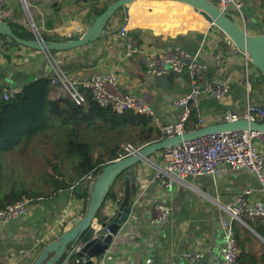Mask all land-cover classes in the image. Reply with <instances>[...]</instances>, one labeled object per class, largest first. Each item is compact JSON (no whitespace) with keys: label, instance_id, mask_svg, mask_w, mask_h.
Instances as JSON below:
<instances>
[{"label":"crops","instance_id":"obj_1","mask_svg":"<svg viewBox=\"0 0 264 264\" xmlns=\"http://www.w3.org/2000/svg\"><path fill=\"white\" fill-rule=\"evenodd\" d=\"M12 3L14 9V0ZM170 7L161 6L147 10L148 7L145 8L143 3L133 2L129 5L126 29L144 48L162 49L176 44L189 51L198 50L200 60L208 63L209 77H224L229 81L230 93L227 101L202 99L205 124L221 121L226 109L244 103L242 84L245 70L249 73L253 96L261 98L260 86L257 85L261 82L260 72L251 63L246 64L242 52H225L224 43L229 42L225 35L215 26H208L196 12L192 11V14L187 13V17H181L178 9ZM246 7L247 16L253 21L250 26L258 28L262 12L258 0H247ZM118 13L110 19L106 36L76 48L57 51L53 54L54 59L65 72L81 77L113 70L119 85L150 105L160 122L176 119L179 109L171 107L170 99L189 90L187 75L169 72L150 78L145 74L140 56L124 57L125 40L119 32L123 13ZM151 13L154 18L143 17ZM67 17L63 15L62 25L66 24L72 28L81 26L80 17ZM55 32L61 35L58 29H55ZM203 36L205 39L202 41ZM233 47L230 44L229 49ZM26 48L20 45L12 51H4L2 46L0 87L21 86L27 80L43 73L50 76V64L42 53L37 52L36 57L31 60L22 58L24 53L30 52V49ZM261 87L264 88V83H261ZM57 91V87L50 86L49 96ZM160 160L158 151L149 159L131 166L137 182L135 193L130 197L132 211L107 252L100 256L104 257V264H171L172 260H176L177 264H189L182 261L178 255L181 252L196 250L204 252V257L194 264H223L219 222L226 217L225 207L246 187L252 188L256 196L264 197V194L259 192L258 180L245 170H237L223 172L217 178L189 176L177 180L170 189H162L156 184L153 166ZM125 174L123 180L112 184L116 192L122 195ZM158 201L170 206L169 215L160 225L149 222L152 206ZM118 205L119 203L112 201L108 204L105 202L102 209L110 215L116 211ZM81 207V200L68 195H61L54 201L47 200V204L32 202L31 213L27 217L11 220L0 229V264H31L36 253L46 242L71 225L70 218L62 225L58 223V219L70 215L80 216ZM255 225L260 226L257 223ZM240 229L247 230L245 234L248 238V248L262 246L264 237L252 225L248 223ZM45 237L47 239L43 241ZM53 255L54 252H49L47 259ZM64 257L65 254L55 264H73L71 259Z\"/></svg>","mask_w":264,"mask_h":264},{"label":"built area","instance_id":"obj_2","mask_svg":"<svg viewBox=\"0 0 264 264\" xmlns=\"http://www.w3.org/2000/svg\"><path fill=\"white\" fill-rule=\"evenodd\" d=\"M210 1L233 20H235L234 13H237L241 23L235 21L247 30L248 26L245 21V16L248 15L246 9L247 0ZM258 2L262 11L259 16V23L264 24V0H258ZM12 5V0H0L1 21H16ZM30 30L35 38L42 39L40 31L35 24H31ZM119 32L125 40L124 57L140 56L141 64L147 77L151 78L169 72L187 75L189 90L170 99L171 107L179 109L176 119L160 122L150 105L145 103L135 93L125 91L119 85L113 70L96 73L89 77H81L78 74H70L61 69L50 52L31 50L32 52L24 53L22 58L26 61L31 60L36 57L37 52L45 56L51 67L49 85L58 88L57 93H54L51 98L58 96L69 97L76 104H80L86 100L88 94L99 106H110L117 113L132 111L150 116L154 125L160 131L161 136L159 139L168 138L203 126L205 117L201 105L202 99L211 98L217 102L227 101L230 93L229 81L224 77L216 76L210 78L208 75V63L200 60L198 50L189 51L176 44H170L162 49H148L138 43L137 38L128 32L126 26H121ZM204 39L205 36L202 37V41ZM1 53L2 40L0 38V59ZM242 53L246 64L251 63L248 53ZM242 87L244 90V103L241 106L226 109L221 121H234L240 118L264 121V97L261 96V98H256L255 100L251 93L248 70H245ZM20 89V85H2L0 87L4 99L12 97ZM254 138L264 142V133L248 130L223 131L198 136L167 146L159 151L161 155L160 162L153 164L156 184L159 188L170 189L177 180L185 179L189 176L217 178L223 172L245 170L258 180L260 184L259 192L264 194V149L257 148L253 144ZM262 144L264 146V143ZM140 147L130 142L122 143L114 159L135 154ZM91 179L93 180L94 178ZM105 202L107 204L110 203L108 200ZM31 206V200L23 197L1 207L0 229L11 220L27 217L31 213ZM225 211L226 217L219 222L222 233L220 254L223 264H237L239 247L236 240V230L246 227L248 223H257L264 228V197L256 196L252 188L246 187L240 195L225 207ZM169 212V205L160 201L155 202L152 206L149 222L151 224H163ZM70 216L58 219V223L62 225L68 218H70L71 222L73 219L82 216V214L77 217ZM46 239L47 237L43 241ZM82 245L83 243L78 241L68 250L70 253L68 258L71 259L73 264H80L88 259L86 255L77 254ZM178 257L186 263L194 264L204 257V252L198 250L185 251L181 252ZM92 259L94 264H104V257ZM171 264H177V261L172 260Z\"/></svg>","mask_w":264,"mask_h":264},{"label":"trees","instance_id":"obj_3","mask_svg":"<svg viewBox=\"0 0 264 264\" xmlns=\"http://www.w3.org/2000/svg\"><path fill=\"white\" fill-rule=\"evenodd\" d=\"M106 5L90 8L84 21L90 23ZM8 24L18 37L34 38L33 33L17 21H8ZM56 26L47 17L45 31L40 33L42 39H62L63 36L54 31ZM258 28V33H264V24L259 23ZM0 38L4 51H12L15 46H20L8 36L0 35ZM55 52L57 51H50L52 55ZM260 77L261 82L257 85L260 86L259 94L264 97V88L261 87L264 78L262 75ZM49 89V77L43 73L22 83L20 91L8 99L3 98L0 90V208L23 197L29 198L31 202L47 204V200L54 201L61 195H68L81 200L80 214H83L89 196V181L116 157L121 142L143 146L159 140L161 134L150 116L132 111L117 113L110 106H99L88 94L86 100L80 104H76L69 97L51 98ZM252 91L253 87L251 93ZM35 142L49 143L52 151V160L47 158L48 188L43 193L38 190L30 191L22 187L17 177H11L15 158L27 157V148ZM30 153L43 155L35 147H31ZM125 173L129 176L132 197L137 182L131 167L122 171L114 183L121 180ZM113 185L105 201L118 204L122 193L118 194ZM102 206L96 213L100 221L109 219V214ZM249 224L264 237L263 228L255 223ZM246 231L240 228L236 230L239 247L237 264H264V246L258 255L250 251Z\"/></svg>","mask_w":264,"mask_h":264},{"label":"water","instance_id":"obj_4","mask_svg":"<svg viewBox=\"0 0 264 264\" xmlns=\"http://www.w3.org/2000/svg\"><path fill=\"white\" fill-rule=\"evenodd\" d=\"M139 0H112L105 9L95 15L89 25L80 33L73 36H66L60 40L44 39H23L15 35L8 22L0 20V35L8 36L18 45L39 51L50 52L76 48L108 33L106 30L110 19L119 11L123 13V23L128 22L129 5ZM177 2L190 7L196 11L208 23V26H215L219 29L229 42L224 43V50L229 54L247 52L254 65L264 78V33L251 34L238 24L228 14L220 11L210 0H151ZM24 2V0H22ZM230 44L234 47L229 49ZM248 130L264 133V121L249 120L240 118L234 121H218L204 124L200 128L184 131L168 138L144 144L137 153L119 159H113L107 163L98 175L89 181V196L87 205L82 216L71 221V225L63 229L54 239L46 242L36 253L31 264H55L64 254L69 257L68 250L78 241L83 245L78 255H86L88 259L80 264H94L92 258L102 256L110 246L120 228L126 223L132 211L130 205V181L125 174L123 195L118 208L109 216V219L100 221L96 217L98 209L105 202V197L116 177L126 168L131 167L139 161H145L158 151L167 146L186 141L198 136L219 133L223 131ZM49 252L54 255L47 259ZM34 255V254H33ZM63 264V263H59Z\"/></svg>","mask_w":264,"mask_h":264},{"label":"rangeland","instance_id":"obj_5","mask_svg":"<svg viewBox=\"0 0 264 264\" xmlns=\"http://www.w3.org/2000/svg\"><path fill=\"white\" fill-rule=\"evenodd\" d=\"M109 2H111V0H24V2L20 0H14L13 14L15 20L19 24L23 25L25 28L29 30L31 24H35L38 30L40 31V33L41 31H45V21L47 20L48 17L55 23V25H57L55 29H58L61 32V35L65 37V36H73L78 34L82 30H84L87 25H89V23L84 21V18L90 8H100L108 4ZM139 2L143 3V6H145V8L148 7L147 10H151V8L154 7L164 6L166 8H171L170 6H172L174 7V9H178L181 12L180 13L181 17L184 16L187 17V13L189 12L191 14L193 12H196L192 10L190 7L177 2L151 1V0H139ZM168 10L171 11V9ZM77 11L79 12L76 14ZM63 15L68 16L67 18L70 19L75 17H80L81 22L80 21L79 22L81 23V26L72 28L66 26V24L62 25L61 19L63 18ZM233 16L236 21L241 23L240 17L237 13H234ZM143 17L154 18V14L153 13L148 15L145 14L143 15ZM245 21L248 26L247 31L249 33L258 34V28H252V26H250L251 23H253L252 19H250L248 16H245ZM15 48L16 46L12 49L14 50ZM261 142L262 141H260L258 138L253 139V144L257 148L263 149L264 146L262 143L264 142L262 143ZM31 147L38 148L39 151L43 153V155H32L30 153ZM27 150H28L27 152L29 153L27 157L23 156L22 159H18L17 157L15 158V162H14L15 168L14 171L11 173V177L12 176L17 177L21 182L22 187L30 191L38 190L41 193H43L47 191L48 188L46 172H47V158H51L52 160V155H50V152H52L51 145L46 142L45 143L35 142L31 144V146L27 148ZM3 178L7 179V177H3ZM249 233L251 232L249 231ZM261 245H262L261 247L263 248L264 243H262ZM261 247L254 248L253 246H250V251L258 255L262 250Z\"/></svg>","mask_w":264,"mask_h":264}]
</instances>
